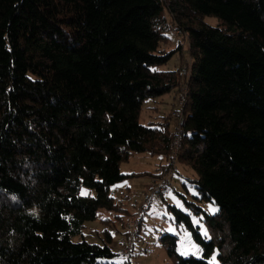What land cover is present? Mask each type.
<instances>
[{
    "label": "trees",
    "instance_id": "trees-1",
    "mask_svg": "<svg viewBox=\"0 0 264 264\" xmlns=\"http://www.w3.org/2000/svg\"><path fill=\"white\" fill-rule=\"evenodd\" d=\"M165 9L189 38L176 68ZM172 91L179 107L141 123L144 101ZM143 152L173 158L169 176L175 158L192 167L195 197L219 206L185 200L207 239L170 205L205 255L164 234L172 264H264V0H0V264H131L111 234L73 236L126 210L110 189Z\"/></svg>",
    "mask_w": 264,
    "mask_h": 264
},
{
    "label": "rangeland",
    "instance_id": "rangeland-1",
    "mask_svg": "<svg viewBox=\"0 0 264 264\" xmlns=\"http://www.w3.org/2000/svg\"><path fill=\"white\" fill-rule=\"evenodd\" d=\"M164 18L168 29L162 30L170 37V42L163 44V47L171 49L180 45V50H177L170 63L163 67L176 68L180 66L181 62L191 61L189 38L174 24V19L166 9ZM206 20L212 24L217 22L216 18L211 16L207 17ZM179 97H181L180 94L176 98V92L172 91L155 98L146 99L142 106L141 123L149 124L161 120L163 116H170L174 106L179 107L177 102ZM176 123V118H171L170 128L173 129ZM175 152H178L177 148H175ZM172 160L170 161L163 155H150L147 152L133 153L128 161L121 164V171L123 173H138V175L132 174L110 189L111 195L126 210L101 208L97 219L87 221L82 233L73 236V240H86L90 243L102 244L106 242V234H111V247L118 250L127 244L126 240L133 239L134 250L130 255L131 264H172L174 259L169 255L161 240L162 235L171 234L177 236L179 255L205 257L202 246L194 240L192 232L184 220L177 219L175 212L170 207V205H176L184 212L191 214L194 224L199 227L205 238L210 239V232L204 221V215L196 213L193 205L186 203L185 200L198 203L211 214L217 213L219 206L213 202H201L195 197L199 194L194 182L191 181L197 177L196 171L192 167L175 158L173 161V164L176 163L174 169L177 168L178 171L174 172L173 176L172 174L169 176V167L166 169L167 174L165 173L163 177H170L171 186L169 189L160 199L145 200V194L152 191L155 181L159 182L163 179H155L160 173L162 165L169 161L172 162ZM213 208L217 211L213 212ZM121 213L125 216V223L114 221V216ZM127 225H131L132 228L129 229ZM124 241L125 243L121 244ZM218 253L219 250L216 248L211 253L209 261L218 263Z\"/></svg>",
    "mask_w": 264,
    "mask_h": 264
},
{
    "label": "built area",
    "instance_id": "built-area-1",
    "mask_svg": "<svg viewBox=\"0 0 264 264\" xmlns=\"http://www.w3.org/2000/svg\"><path fill=\"white\" fill-rule=\"evenodd\" d=\"M180 102H183V96L178 98ZM177 139L176 143L178 144L180 140V132L177 133ZM171 186V179L169 176H166L165 178L161 179L159 182L156 180L155 184L152 188V191L150 193L145 194V200H150L152 198L160 199L162 198L163 194L169 189ZM128 228H132L131 225H127ZM134 249V242L132 240L128 241L127 244L123 245L120 249L117 251L120 253V255L124 258L130 257L132 251Z\"/></svg>",
    "mask_w": 264,
    "mask_h": 264
},
{
    "label": "crops",
    "instance_id": "crops-1",
    "mask_svg": "<svg viewBox=\"0 0 264 264\" xmlns=\"http://www.w3.org/2000/svg\"><path fill=\"white\" fill-rule=\"evenodd\" d=\"M169 162H170V161H169ZM169 162H167V164H164L165 166L162 165L161 171H160V173H159V174H161V175H158L157 177H155V179H156V178H159L160 176H162V175L164 174L166 168H167L168 165H169ZM132 241H133V240H132ZM133 242H134V241H133ZM121 244H123V242H122Z\"/></svg>",
    "mask_w": 264,
    "mask_h": 264
},
{
    "label": "snow or ice",
    "instance_id": "snow-or-ice-1",
    "mask_svg": "<svg viewBox=\"0 0 264 264\" xmlns=\"http://www.w3.org/2000/svg\"><path fill=\"white\" fill-rule=\"evenodd\" d=\"M82 194H87V193L85 192V193H82ZM212 211L215 212V211H217V209L213 208Z\"/></svg>",
    "mask_w": 264,
    "mask_h": 264
},
{
    "label": "clouds",
    "instance_id": "clouds-1",
    "mask_svg": "<svg viewBox=\"0 0 264 264\" xmlns=\"http://www.w3.org/2000/svg\"><path fill=\"white\" fill-rule=\"evenodd\" d=\"M153 186H154V185H153ZM152 188H153V187H152ZM164 194H165V193H164ZM164 194H163V195H164Z\"/></svg>",
    "mask_w": 264,
    "mask_h": 264
},
{
    "label": "bare ground",
    "instance_id": "bare-ground-1",
    "mask_svg": "<svg viewBox=\"0 0 264 264\" xmlns=\"http://www.w3.org/2000/svg\"><path fill=\"white\" fill-rule=\"evenodd\" d=\"M125 245V244H124Z\"/></svg>",
    "mask_w": 264,
    "mask_h": 264
}]
</instances>
